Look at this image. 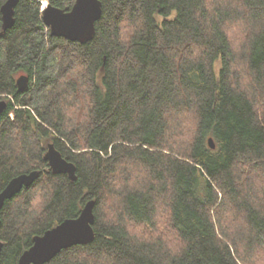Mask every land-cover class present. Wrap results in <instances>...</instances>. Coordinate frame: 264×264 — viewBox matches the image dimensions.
Returning <instances> with one entry per match:
<instances>
[{"label": "trees", "instance_id": "16d2710c", "mask_svg": "<svg viewBox=\"0 0 264 264\" xmlns=\"http://www.w3.org/2000/svg\"><path fill=\"white\" fill-rule=\"evenodd\" d=\"M5 1L0 191L41 173L1 210L0 264L89 200L95 239L45 264H264V0H101L87 42L52 34L42 0L6 29Z\"/></svg>", "mask_w": 264, "mask_h": 264}, {"label": "water", "instance_id": "95a60500", "mask_svg": "<svg viewBox=\"0 0 264 264\" xmlns=\"http://www.w3.org/2000/svg\"><path fill=\"white\" fill-rule=\"evenodd\" d=\"M19 0H6L1 7L4 28L12 27L15 23V7ZM101 0H76L71 10L65 11L49 3L43 7V21L50 27L52 34L63 36L73 41L87 42L96 32V22L102 16ZM29 77L22 75L17 83L19 90L27 88ZM7 101L0 100V114L6 109ZM212 148H215L213 138L209 139ZM51 170L58 173H66L72 180L77 178L76 165L65 158L53 143L48 145L45 155ZM39 170L22 173L12 178L5 188L0 191V226L1 210L8 199L13 198L23 187L33 184L40 175ZM95 200H89L83 207L80 215L75 218H67L55 227L45 231L42 235L34 237V244L24 251L20 257V264H45L54 258L63 249L77 244L91 243L96 233ZM4 242L0 240V256Z\"/></svg>", "mask_w": 264, "mask_h": 264}, {"label": "rangeland", "instance_id": "374dc122", "mask_svg": "<svg viewBox=\"0 0 264 264\" xmlns=\"http://www.w3.org/2000/svg\"><path fill=\"white\" fill-rule=\"evenodd\" d=\"M42 1H46V0H42ZM139 229V230H138ZM133 230H135V231H140V228H137L136 226L133 228ZM145 230H147L146 228H145Z\"/></svg>", "mask_w": 264, "mask_h": 264}, {"label": "bare ground", "instance_id": "6f19581e", "mask_svg": "<svg viewBox=\"0 0 264 264\" xmlns=\"http://www.w3.org/2000/svg\"><path fill=\"white\" fill-rule=\"evenodd\" d=\"M47 3H48V2L43 1V5L45 6V8H46V6H47Z\"/></svg>", "mask_w": 264, "mask_h": 264}]
</instances>
